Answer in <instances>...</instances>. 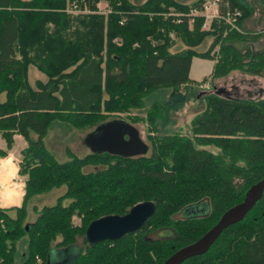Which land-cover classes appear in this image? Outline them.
Wrapping results in <instances>:
<instances>
[{"label": "trees", "instance_id": "obj_1", "mask_svg": "<svg viewBox=\"0 0 264 264\" xmlns=\"http://www.w3.org/2000/svg\"><path fill=\"white\" fill-rule=\"evenodd\" d=\"M100 1L0 0V158L15 133L27 142L18 169L25 176L21 204L0 207V264H45L50 250L75 243L73 264H162L264 178L263 97L209 88L201 91L204 109L191 130L167 131L172 114L200 93L202 82L234 70L264 78V49L249 44L262 32L242 29L255 12L253 2L220 0L222 13L242 12L238 31L224 23L202 30L203 17L189 12L203 0H103L104 12ZM193 57L215 60L199 81L189 77ZM29 65L47 80L32 87ZM123 113L129 123L146 124L145 154L79 156L65 147L68 159L59 161L44 143L53 124L93 130ZM61 186L65 191L56 202L33 207L35 218L26 221L31 198ZM145 201L154 212L140 228L88 243L91 221L123 215ZM192 205L205 210L181 215ZM181 264H264V190L206 252Z\"/></svg>", "mask_w": 264, "mask_h": 264}, {"label": "rangeland", "instance_id": "obj_2", "mask_svg": "<svg viewBox=\"0 0 264 264\" xmlns=\"http://www.w3.org/2000/svg\"><path fill=\"white\" fill-rule=\"evenodd\" d=\"M133 2H140L142 0H131ZM187 3H191L194 0H182ZM253 2L255 6V12L246 18V27L245 29L250 31H257L262 32L264 31V6H261L259 3V0H250ZM100 11L105 10L107 7L105 5V2L101 0L100 3L97 4ZM264 37V32L262 33V36L260 35L256 40L249 41V44L253 49H264V41L262 44L259 42L260 38ZM209 42V39L206 40L203 44L199 45L197 47V50H202L204 46ZM260 48V49H258ZM212 61L211 59L206 58H195L191 62V69L189 71V76L192 79L201 80V78L204 75H208L211 70ZM30 66V65H29ZM34 66V65H33ZM33 71L30 73L27 72V79L28 82H31V86L35 87L37 81H46L47 76L42 71H40L36 66ZM239 70L231 71L228 75L215 78L214 80H208L207 83L210 85V89H212L213 86H216L217 88H224L229 87L232 88L233 85L235 88L239 87V90L231 89L228 90V94L232 96H241V97H247L246 90L251 89V95L250 97H263L264 98V78L263 77H257V76H251L246 73L241 72L242 74H238L236 76V73H240ZM235 76V77H234ZM255 77L252 81H249V77ZM244 82H242L241 78H244ZM35 78L37 79L35 81ZM203 83V82H202ZM250 84V86L248 85ZM261 87H263L261 89ZM198 92L199 94L191 95L190 98L185 102V104L179 108L175 113L172 114V118L174 119V124H171L167 126V131L169 132H179L181 134L188 133L191 130V121L193 117L200 113L204 109V100L203 95L205 93L201 92L204 90H208L207 88L200 87V84L198 85ZM262 90V92L260 91ZM142 115L144 112H140ZM110 119H122V120H129L127 118L126 114H119L109 117ZM133 124L139 131L141 139L148 145V148L150 149V143L146 137V124L143 122L138 123H131ZM92 131V128H84V129H74V128H65L64 125H56L53 124L46 137L44 138V143L46 147L53 153V155L56 157L59 161H65L68 159L67 154L65 152V147H68L72 152L76 153L77 155L81 156L85 153H88L91 151V149L88 147V145L85 143V136ZM34 135V134H33ZM26 147V146H25ZM24 147V148H25ZM215 150V148H212ZM65 191V186H61L59 188H54L48 192L35 195L31 198L29 204H28V214L26 221L30 222L35 218V212L33 210V207L40 208L44 205H52L56 202L57 198L63 194ZM202 205H192L191 207L185 209V211H182L181 215H189L194 213H199L202 209ZM74 223H79V218L74 217L73 218ZM67 254L69 256V264H72L75 257L77 256L79 252V243L72 244L68 246L67 248ZM62 250V249H61ZM60 251V250H59ZM59 251L55 252L54 255H56Z\"/></svg>", "mask_w": 264, "mask_h": 264}, {"label": "water", "instance_id": "obj_3", "mask_svg": "<svg viewBox=\"0 0 264 264\" xmlns=\"http://www.w3.org/2000/svg\"><path fill=\"white\" fill-rule=\"evenodd\" d=\"M211 90L215 93L231 96L225 87L217 88L213 86ZM85 143L92 152L106 151L127 157L145 154L148 149L147 144L141 139L138 129L133 124L122 119H110L100 123L85 136ZM263 190L264 178L254 183L247 191L244 199L227 209L218 221L200 238L175 251L162 264H181L192 256L206 252L225 228L243 219L260 199ZM204 210L205 208H202L199 213L204 212ZM153 212V203L145 201L133 205L123 215L111 214L99 217L91 221L87 226L86 239L90 244L105 239H117L128 232L140 228ZM66 248L50 250L45 264H69ZM57 251L59 252L54 255Z\"/></svg>", "mask_w": 264, "mask_h": 264}, {"label": "crops", "instance_id": "obj_4", "mask_svg": "<svg viewBox=\"0 0 264 264\" xmlns=\"http://www.w3.org/2000/svg\"><path fill=\"white\" fill-rule=\"evenodd\" d=\"M103 2H105V1H103ZM105 5H106V2H105ZM245 21H246V19L242 22L243 31L246 30L245 29V27H246ZM263 32L264 31H262V33ZM261 36H262V34H261ZM263 41H264V37L260 38L259 42L261 44ZM258 49H260V48H258ZM195 58H200V57H193L192 61ZM211 61H212V65H211V70H212L215 60L211 59ZM34 69H36L35 66L30 65V66H28L27 72L30 73ZM190 69H191V67H190ZM211 70H210V72H211ZM209 74L210 73H208V75ZM236 74H237L236 76H238V74H242V73L240 72V73H236ZM204 76H207V75H204ZM253 78L255 79V77L250 76L248 78V80L252 81ZM37 79L35 78V81ZM192 80L199 81V79L198 80L192 79ZM241 80H242V82H244L245 77L241 78ZM29 84L31 85L30 81H29ZM248 85L250 86V84H248ZM225 88H227V90H231L232 88L235 90H239V87L235 88L234 85L232 88H229V87H225ZM262 88L263 87H261V89ZM261 89H260V91L262 92ZM246 93H247V97H249L252 94L251 89H247ZM237 97H241V96H237ZM33 136L35 137V135H33ZM13 139H14L13 146L8 151L7 156L0 158V207H2V208H10V207H14V206H19L21 204L22 197L24 194L25 176L20 175L18 173V169H19V162L21 159V150L27 145V142L24 139V137L18 133H15L13 135ZM4 146H5V142L0 137V147L4 148Z\"/></svg>", "mask_w": 264, "mask_h": 264}, {"label": "built area", "instance_id": "obj_5", "mask_svg": "<svg viewBox=\"0 0 264 264\" xmlns=\"http://www.w3.org/2000/svg\"><path fill=\"white\" fill-rule=\"evenodd\" d=\"M219 6H220V0H203L200 8L190 9L189 16H191L192 18L196 16L203 17V22L201 25L202 30L211 29L213 23H217V24L224 23L228 25L230 28L239 31V26L237 22L239 18H241L242 12L239 9H236L233 11L229 10L222 13L220 11ZM73 9L74 11L78 10V8H76V5L73 6ZM83 11H87V8L84 7ZM102 12H104V10ZM192 18L190 19V23H192L193 21ZM200 87L209 89L210 85L209 83H207V81H205L200 84Z\"/></svg>", "mask_w": 264, "mask_h": 264}]
</instances>
